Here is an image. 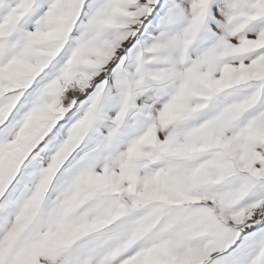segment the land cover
I'll return each instance as SVG.
<instances>
[{
	"label": "snow or ice",
	"instance_id": "6c2138e0",
	"mask_svg": "<svg viewBox=\"0 0 264 264\" xmlns=\"http://www.w3.org/2000/svg\"><path fill=\"white\" fill-rule=\"evenodd\" d=\"M0 264H264V0H0Z\"/></svg>",
	"mask_w": 264,
	"mask_h": 264
}]
</instances>
